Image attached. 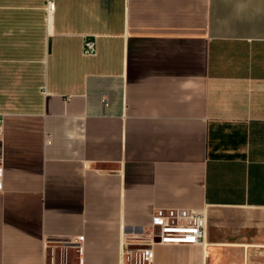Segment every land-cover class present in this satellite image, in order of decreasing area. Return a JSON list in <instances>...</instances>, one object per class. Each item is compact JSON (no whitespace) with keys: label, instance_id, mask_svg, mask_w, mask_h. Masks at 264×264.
Wrapping results in <instances>:
<instances>
[{"label":"crops","instance_id":"0c3cea01","mask_svg":"<svg viewBox=\"0 0 264 264\" xmlns=\"http://www.w3.org/2000/svg\"><path fill=\"white\" fill-rule=\"evenodd\" d=\"M54 2L0 0V264H130L158 208L206 236L153 264H264V0Z\"/></svg>","mask_w":264,"mask_h":264},{"label":"built area","instance_id":"2783aa9c","mask_svg":"<svg viewBox=\"0 0 264 264\" xmlns=\"http://www.w3.org/2000/svg\"><path fill=\"white\" fill-rule=\"evenodd\" d=\"M55 8L54 0H48L47 10L52 12ZM83 53L93 56L97 53L96 41L86 36L83 45ZM2 117L0 116V124ZM3 173V165L0 160V177ZM153 228L158 227L159 231L154 232L146 242H125V252L130 264H153V245L156 243H187L203 245L205 242V216L202 212L187 208H158L153 217ZM160 241H156L155 238ZM145 245L142 248L132 249V244Z\"/></svg>","mask_w":264,"mask_h":264},{"label":"water","instance_id":"95a60500","mask_svg":"<svg viewBox=\"0 0 264 264\" xmlns=\"http://www.w3.org/2000/svg\"><path fill=\"white\" fill-rule=\"evenodd\" d=\"M156 229V228H155ZM157 229H158V231H159V228L157 227ZM156 232H157V230H156ZM155 240L158 242V241H160V239L157 237V238H155ZM143 246H145V245H142V244H132L131 246H130V248H132V249H136V248H142Z\"/></svg>","mask_w":264,"mask_h":264}]
</instances>
